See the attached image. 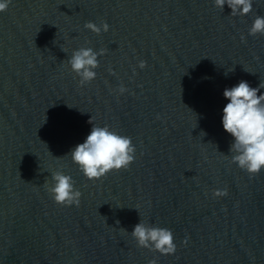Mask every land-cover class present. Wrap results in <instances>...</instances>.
Returning a JSON list of instances; mask_svg holds the SVG:
<instances>
[{"label": "water", "instance_id": "water-1", "mask_svg": "<svg viewBox=\"0 0 264 264\" xmlns=\"http://www.w3.org/2000/svg\"><path fill=\"white\" fill-rule=\"evenodd\" d=\"M230 13L213 0H11L0 12V264H264V170L232 162L222 125L225 88L264 82V35H249L264 0ZM81 47L106 50L84 85L67 63ZM91 118L131 137L127 170L89 180L65 156ZM56 171L78 206L48 192ZM140 221L171 230L175 253L138 247Z\"/></svg>", "mask_w": 264, "mask_h": 264}, {"label": "clouds", "instance_id": "clouds-1", "mask_svg": "<svg viewBox=\"0 0 264 264\" xmlns=\"http://www.w3.org/2000/svg\"><path fill=\"white\" fill-rule=\"evenodd\" d=\"M10 3L11 0H0V12L6 11ZM213 3L222 11L227 4L232 17H243L253 11V0H213ZM85 28L100 34L102 29L107 32L109 25L105 22L97 26L88 22ZM249 35H264V16L255 17L249 28ZM105 52V49L96 52L87 47L72 52L67 63L70 70L80 78L81 85L95 79V69L99 67L98 56L104 55ZM145 66L146 62H139L140 68ZM261 89H264L262 81L258 87H251L247 81L241 80L237 85L225 88L223 92L229 102L223 108L222 125L225 132L234 138L229 149L231 160L250 177L264 170V94L258 95ZM125 91L126 88L121 85L119 92L122 94ZM134 154L135 146L131 137L110 130L107 125L101 127L93 124L85 141L65 156L70 155L72 162L79 166L87 179L99 180L112 171L127 170L135 159ZM51 180V186H47V180L44 184L57 204L79 205L81 192L74 188L71 176L56 171L51 174ZM214 194L223 196L227 195V192L217 191ZM131 235L138 247L148 248L163 255L174 254L176 251L173 232L167 228L150 226L140 221L134 226ZM149 264H156V261L151 260Z\"/></svg>", "mask_w": 264, "mask_h": 264}]
</instances>
